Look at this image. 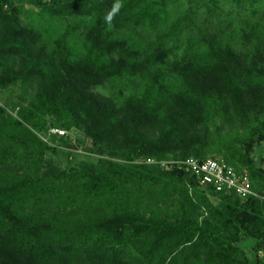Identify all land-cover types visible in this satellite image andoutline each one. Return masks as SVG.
I'll list each match as a JSON object with an SVG mask.
<instances>
[{"label": "trees", "instance_id": "obj_1", "mask_svg": "<svg viewBox=\"0 0 264 264\" xmlns=\"http://www.w3.org/2000/svg\"><path fill=\"white\" fill-rule=\"evenodd\" d=\"M114 2L0 0V69L3 59L21 55L26 44L38 37L21 25V18L33 15L26 5L37 10L35 19L43 26L74 14L91 23L80 50L69 30L54 40L60 52L58 70L28 59L20 73H6L2 86L35 78L43 79L44 85L36 97L18 107L15 116L0 107V152L4 151L0 161L18 153L22 162L41 160L45 150L54 152L52 143H65L68 138L44 142L38 135L46 134L50 127L67 131L71 125L78 126L80 113L89 123L87 151L93 152L108 137L111 128L107 126L114 121V113L77 87L131 78L140 70L158 67L143 76L141 91L128 98L132 105L128 121H119L124 163L99 160L67 172L0 176V264H170L168 260L176 252L178 264H201L202 251L207 253L206 264H264V201L260 196L264 166H257L253 158L255 150L264 146V122L259 119L264 113V0H204L210 15L221 12L239 19L235 28L224 33L210 34L199 27L204 31L201 40L209 49L204 55L193 43L174 55V44H167L195 25L192 11L170 19L167 8L174 0H121L123 7L109 26L104 17ZM161 25L166 29L143 52L136 51L125 36L127 28L154 33ZM237 38L252 43L261 61L238 53L233 47ZM172 55L173 60L163 64ZM189 74L195 81L194 98H198L181 100L186 111L181 109L182 113L196 112L202 124L214 102L221 99L236 115L240 128L211 145L221 157L208 155L211 146L205 136L188 135L172 160L223 159L236 170L248 172L256 197L239 200L232 193L201 189L190 173L148 164L150 157L145 164L136 163L146 146L158 162L166 159L164 150L179 128L177 116L168 117V127L157 140H145L140 127L164 116L156 98L162 92L166 95V83ZM248 111L252 112L251 122ZM46 117H54L57 123L47 124ZM175 195L197 204L206 216L169 220L159 210L144 212L133 203L141 197ZM209 195L219 200L218 208L211 206ZM185 249L190 251L185 253Z\"/></svg>", "mask_w": 264, "mask_h": 264}, {"label": "rangeland", "instance_id": "obj_2", "mask_svg": "<svg viewBox=\"0 0 264 264\" xmlns=\"http://www.w3.org/2000/svg\"><path fill=\"white\" fill-rule=\"evenodd\" d=\"M167 9L171 20L183 17L188 11L193 12L195 20V25L183 32L176 42L171 40L167 43L170 47L174 44L172 46L174 48V55L180 54L188 43H193L198 46L202 54L209 51L205 44L206 41L204 43L201 40L204 31L199 30V27L207 29L205 32L213 34L215 32L224 33L225 31H230L239 24L238 18L229 17L221 12L210 15V12H207L204 0H174L172 5ZM26 10L27 12H32L33 15L29 14L28 18H21V25L38 33V37L33 43L28 42L26 44L21 55L7 57L2 60L0 83H3L6 79L7 72L20 73L27 66L26 60L28 59H36L38 63H47L50 69L58 70L60 52L55 46L54 40L64 30H69L74 35L76 49L80 50V46L84 43L86 34L91 27L90 21L77 14L67 16L59 23L43 26L35 19L36 9L26 5ZM259 17L263 19L262 14ZM165 29L166 27L161 25L157 28L156 32L151 33L143 28H127L125 29V36L136 51L143 52L148 45L154 43L155 38L163 33ZM233 47L238 53L250 56V58H256L260 61L261 59L264 60V44L262 46L261 59L257 58L258 52H255V46L250 42H245L242 38L234 39ZM174 55L165 60L163 64H169L173 60ZM262 62L264 63V61ZM157 69L158 67L148 71L140 70L131 78L107 79L100 85L94 87H77L78 90L100 101L114 113V121L107 126L111 128V131L107 132L108 137H105L93 152L90 153L87 151L90 147L89 139L86 138L89 123L82 117V113H80L77 116L78 126L71 125L67 130V141L65 143H52L51 147L54 149V152L45 150L42 152L41 160L34 158L28 159L25 162H22L21 155L18 153L8 160L0 161V176L7 178L11 173L19 174L25 171L39 172L41 174L67 172L73 168H80L87 163L95 164L99 160L124 163L121 153L124 148V141L120 135L119 121H128V116L132 111V105L128 103V98L141 91L143 76L146 73L153 74ZM43 81L41 78H35L29 82L16 81L6 86L0 84V107L5 108L10 116H15L18 107L26 104L38 95L39 89L44 85ZM166 84H169L166 95L162 92L156 98L158 106L164 109V116L155 123L140 127L145 140H157L160 132L166 130L168 127V117L172 115L177 116L179 128L167 143L164 150L166 159L161 162H167L173 159L172 154L179 151L185 136H205L211 146L215 144L214 141L218 137L227 138L239 130L240 122L236 115L232 109H228L226 103L221 99H217L214 105L211 106L209 109L210 114L205 115L204 113L205 120H202V124L199 123L201 121H198L196 112L193 111V114H191L188 111L189 114L187 115L182 113L183 109L179 103L181 100L183 102L191 101L192 99L197 100L198 98V96L194 98L196 91H194L195 81L193 75H184L180 79L175 78ZM181 97L183 99H180ZM247 119L250 122L253 120L251 111L247 112ZM259 119L264 122V113L259 116ZM46 123L54 124L57 123V120L54 117H46ZM213 148L214 146L210 147L208 155L221 157V155L213 151ZM143 151L144 154L137 159L136 163L145 164L147 157L157 161L150 156L151 149L149 147L146 146ZM3 154L4 151L0 152V159L4 156ZM34 156L38 157L39 153L34 151ZM253 158L257 166H264V146L255 150ZM260 196L264 201V191ZM141 198V200H133V203L139 206V208H142L144 212L159 210L161 215L169 220H178L184 217L200 220L202 216H206L205 211L200 209L197 204L192 205L179 195L164 199ZM207 198L212 207L218 208L219 200L217 198L210 195ZM130 205L133 207L132 204ZM187 247H191V245ZM189 251V249L184 250L185 253ZM206 256V252L202 251L200 253L199 258L201 264H206ZM168 261L170 264H178L179 256L177 252Z\"/></svg>", "mask_w": 264, "mask_h": 264}, {"label": "built area", "instance_id": "obj_3", "mask_svg": "<svg viewBox=\"0 0 264 264\" xmlns=\"http://www.w3.org/2000/svg\"><path fill=\"white\" fill-rule=\"evenodd\" d=\"M38 136L44 142H49L51 138L67 137L68 132L64 129L50 127L46 134H39ZM146 163L158 164L166 169L176 167L194 176L201 188H210L216 193H232L239 200L257 196L251 189L248 172L244 169L236 170L220 158L198 160L189 157L184 160H170L167 162L148 159Z\"/></svg>", "mask_w": 264, "mask_h": 264}, {"label": "clouds", "instance_id": "obj_4", "mask_svg": "<svg viewBox=\"0 0 264 264\" xmlns=\"http://www.w3.org/2000/svg\"><path fill=\"white\" fill-rule=\"evenodd\" d=\"M123 7L121 0H115L111 9L107 12L104 17V21L107 25L111 26L113 23L114 18L118 15L120 9Z\"/></svg>", "mask_w": 264, "mask_h": 264}]
</instances>
